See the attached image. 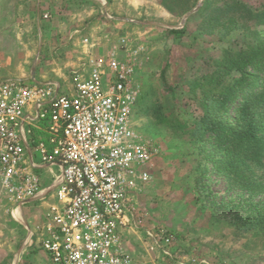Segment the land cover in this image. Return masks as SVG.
<instances>
[{"label":"rangeland","instance_id":"obj_1","mask_svg":"<svg viewBox=\"0 0 264 264\" xmlns=\"http://www.w3.org/2000/svg\"><path fill=\"white\" fill-rule=\"evenodd\" d=\"M24 1L11 0L12 11L4 13L6 21L0 11V29H8L0 50L12 52L18 61L25 59V77L36 75L37 82L58 80L60 94H69L72 87L70 69L61 65L68 59L63 58L62 44L70 31L89 24V32L96 34L89 38L96 44L105 36L107 45L127 38L132 46L144 48L146 64L138 75L142 92L132 122L157 155L153 178L143 189L133 226L126 233V252L137 264H264V225L245 227L239 221L264 216V164L255 163L239 175L225 169L224 162L217 168L207 157L209 152L201 153L194 135L195 124L209 111L204 92L210 84L205 77L218 69L217 63L227 53L264 44V25L252 21L206 27L205 19L232 0H214L207 8L205 0H80L72 11L77 17L60 3L53 6L52 17L41 18L45 28L52 30L46 38L35 30L33 2L26 8L20 5ZM238 1L253 10L264 6V0ZM24 7V19H14ZM108 7L113 19L101 17ZM92 8L95 13L87 18ZM175 30L182 32L173 33ZM103 54L100 57L108 56ZM75 55L70 53L68 61L76 64ZM71 68H79L78 63ZM59 72L63 77H58ZM260 84L255 82L250 91L257 92ZM243 89L249 93L245 86ZM143 105L147 110L142 114ZM157 109L159 115L154 114ZM45 176L43 186H49L51 176ZM53 195L24 206L22 220L7 213L6 207L0 209V264H47L38 245L26 242L28 229L42 221L38 215L56 202ZM164 233L173 237L171 243L164 242Z\"/></svg>","mask_w":264,"mask_h":264},{"label":"built area","instance_id":"obj_2","mask_svg":"<svg viewBox=\"0 0 264 264\" xmlns=\"http://www.w3.org/2000/svg\"><path fill=\"white\" fill-rule=\"evenodd\" d=\"M101 17L113 19L107 11ZM131 42L110 41L106 58L87 53L69 70V94H60L55 81L2 78L0 58V187L22 211L54 193L56 202L28 229L26 242L37 244L51 264H137L124 238L157 153L132 122L144 48ZM81 43L92 45L89 37ZM45 174L49 186H43ZM163 240L173 237L164 233Z\"/></svg>","mask_w":264,"mask_h":264},{"label":"trees","instance_id":"obj_3","mask_svg":"<svg viewBox=\"0 0 264 264\" xmlns=\"http://www.w3.org/2000/svg\"><path fill=\"white\" fill-rule=\"evenodd\" d=\"M213 1L205 0L204 8L210 7ZM252 21L264 25V6L253 10L241 1L232 0L216 8L204 24L218 29ZM217 67L205 77L206 84H210L204 92L209 111L195 124L194 135L201 153L209 152L207 157L215 162V167L224 162L225 169L239 175L255 163L264 164V44L259 42L239 52L227 53ZM232 72L237 74L232 77ZM227 78L231 80L226 82ZM257 81L261 84L252 93L250 89ZM140 110L143 114L147 108L143 105ZM158 111L154 110V114L159 115ZM239 221H244L245 227L259 228L264 225V216L258 214Z\"/></svg>","mask_w":264,"mask_h":264},{"label":"crops","instance_id":"obj_4","mask_svg":"<svg viewBox=\"0 0 264 264\" xmlns=\"http://www.w3.org/2000/svg\"><path fill=\"white\" fill-rule=\"evenodd\" d=\"M31 2H33V5H34L35 11H36L35 12V20H34L35 30H37V32L40 33L39 35H43L46 38L50 35L52 30L45 28V23H43V24L41 23V21H42L41 18L43 19V14H49L50 17H52L53 16V13H52L53 6L63 4V7H66L65 11L68 10V8H69L70 9L69 13H71L74 17L79 16V14H77L76 12L72 13V11L78 8V6L80 5L79 4L80 0H59V1H56V0H25L23 2V4H20V3L19 4L24 5L27 8V6L30 5ZM18 7H19V5L15 6L14 8L17 9ZM25 7H24V9H22L23 12L20 11L17 13L19 16L14 15V19L20 20L21 18L24 17V16H22V14L23 15L27 14V13H25L26 12ZM11 8H12L11 7V0H0V11L2 12V15H3L2 18L4 21L8 20V18H6V16L4 15V13H7V14L10 13L12 11ZM106 11L109 13V11H110L109 7L106 9ZM94 13H95L94 8L90 9V11H88V14L86 15L87 18L90 17L91 15H94ZM100 13H101V11H100ZM66 14L67 13H65L64 15L62 14V16H65ZM99 17H100V14H99ZM49 26H50V24H49ZM89 26L90 25L87 24L86 28H82L79 30L74 29L73 31H70L71 32L70 35L68 32H66V37L69 35V38H66V41H64L62 46H64L63 52H65V55L63 58H68V59H67V61H64L61 64L65 68L67 67V69H71L72 66H75V65L77 66V63H78V67H79L80 62L86 58L87 53H91L92 55H96V56L100 57L103 53H104L103 55H105V54H108V52L110 51V49H111L110 43H109V45L103 43V42H106L105 36L102 37L103 41L100 39V42L97 44H96V42L91 41L92 45H90V47L82 46L81 40L83 38L89 37V36L94 38V36H96V34L93 31L89 32ZM70 29L72 30V28H70ZM7 31H8V29H6V30L0 29V36H1L0 37V46L3 44V42L1 41V38L3 36H7V34H8ZM83 32H84V34H83ZM79 34L82 36H80ZM77 36L79 38H77ZM130 37H131V35H130ZM90 39L92 40V38H90ZM131 45H134V44L131 42ZM73 47H75V48L73 49ZM78 47H79V49L76 50V48H78ZM104 48H106V51H107V52L105 51L106 53L104 52ZM72 52H76V55L74 56L76 58V60H78V62L76 64L68 61V60H71L70 58H72V56L71 57L69 56L70 53H72ZM120 55L125 57L127 54L126 53L125 54L120 53ZM0 58L4 62L5 67H4L3 72L5 75L13 76V77H20V78L24 77V78H26L24 75L23 67H22L25 64V62H24L25 59L22 62L18 61V59H16L15 55L12 54V52L7 51V50H0ZM144 60H145V57L143 54V59L141 58L142 66H143V64H144V66L146 64V63H144ZM56 65H57V67H59V64H56ZM59 71H60V69H59ZM31 76H32V74H31ZM58 77L59 78L63 77V74L59 72ZM35 78H36V75H35ZM46 81L58 82V80H55V79L46 80ZM2 202H5V197H4V195L1 191V187H0V209H4L6 207L5 208L6 212L7 213L11 212L12 215H14V213L17 211V209L11 208V206L9 204H7L6 202H5V204ZM20 211L21 212L19 214V217L17 218L18 220L19 219L22 220V216H23V214H25L22 210H20ZM46 212H47V210L45 212L39 214L38 218H40V220L44 221L45 216H46ZM24 222H25V220H24ZM124 241L126 242V237L124 238ZM42 254L45 256V258L47 260V264H51L47 254L45 252H42Z\"/></svg>","mask_w":264,"mask_h":264},{"label":"bare ground","instance_id":"obj_5","mask_svg":"<svg viewBox=\"0 0 264 264\" xmlns=\"http://www.w3.org/2000/svg\"><path fill=\"white\" fill-rule=\"evenodd\" d=\"M17 210H19V211L15 212V218H16V219L19 217V214H20V210H21V209H17ZM19 220H20V219H19Z\"/></svg>","mask_w":264,"mask_h":264},{"label":"water","instance_id":"obj_6","mask_svg":"<svg viewBox=\"0 0 264 264\" xmlns=\"http://www.w3.org/2000/svg\"><path fill=\"white\" fill-rule=\"evenodd\" d=\"M33 74H34V72H33Z\"/></svg>","mask_w":264,"mask_h":264}]
</instances>
